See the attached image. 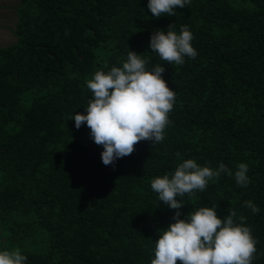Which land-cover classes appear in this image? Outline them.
<instances>
[{
    "label": "trees",
    "instance_id": "obj_1",
    "mask_svg": "<svg viewBox=\"0 0 264 264\" xmlns=\"http://www.w3.org/2000/svg\"><path fill=\"white\" fill-rule=\"evenodd\" d=\"M147 4L18 0L15 40L0 46V251L19 249L26 264H151L175 210L150 182L195 159L233 175L178 197L181 219L200 206H217L220 218L234 210L257 241L252 264H264V0H190L158 19ZM171 24L194 37L197 56L182 65L149 48L152 32ZM129 50L149 70L165 68L175 102L162 142L141 141L105 166L103 148L72 118L86 114L85 81L121 67ZM240 163L247 187L235 180Z\"/></svg>",
    "mask_w": 264,
    "mask_h": 264
},
{
    "label": "clouds",
    "instance_id": "obj_2",
    "mask_svg": "<svg viewBox=\"0 0 264 264\" xmlns=\"http://www.w3.org/2000/svg\"><path fill=\"white\" fill-rule=\"evenodd\" d=\"M190 0H148L147 8L154 18L175 16L176 8H184ZM194 39L187 26L179 33L174 24L163 30H154L149 48L168 64L182 65L184 58H195ZM129 50L121 67L95 71L85 81L92 93L84 108L86 114L75 113L72 120L76 129L86 125L92 141L103 148L101 161L105 166H115L118 159L131 155L141 141L160 143L170 124L168 114L175 102V91L163 79L165 68ZM177 157L180 153L175 154ZM182 159V158H181ZM235 172L237 185L247 187L248 165L240 163ZM232 176V171L220 163L216 169L199 165L195 159H183L174 172L157 176L150 182L169 209L175 210L174 221L166 229H158L154 258L151 264H252L257 241L251 229L245 226L244 217L237 223L236 212L228 209L223 218L218 217L217 206H200L181 219L184 202L178 197L203 192L210 180L221 174ZM254 214L260 209L252 201H244ZM27 256L19 249L0 251V264H26Z\"/></svg>",
    "mask_w": 264,
    "mask_h": 264
},
{
    "label": "rangeland",
    "instance_id": "obj_3",
    "mask_svg": "<svg viewBox=\"0 0 264 264\" xmlns=\"http://www.w3.org/2000/svg\"><path fill=\"white\" fill-rule=\"evenodd\" d=\"M18 0H0V46H6L15 40L11 30L16 21L15 7Z\"/></svg>",
    "mask_w": 264,
    "mask_h": 264
}]
</instances>
